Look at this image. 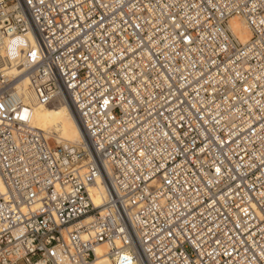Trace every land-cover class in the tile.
Here are the masks:
<instances>
[{
  "label": "built area",
  "instance_id": "obj_1",
  "mask_svg": "<svg viewBox=\"0 0 264 264\" xmlns=\"http://www.w3.org/2000/svg\"><path fill=\"white\" fill-rule=\"evenodd\" d=\"M10 36L0 264H264V0H0ZM22 78L79 144L33 127Z\"/></svg>",
  "mask_w": 264,
  "mask_h": 264
},
{
  "label": "bare ground",
  "instance_id": "obj_2",
  "mask_svg": "<svg viewBox=\"0 0 264 264\" xmlns=\"http://www.w3.org/2000/svg\"><path fill=\"white\" fill-rule=\"evenodd\" d=\"M230 29L237 36L241 44H246L252 36L251 30L246 21L240 16L235 15L230 20ZM31 41V39H30ZM29 46V40L23 37L10 36L3 40L0 39V56L8 58L14 64L15 58L20 50ZM15 65H13L14 67ZM15 74L16 70H11ZM19 88L23 90L27 104L31 106L33 116L32 125L34 128L46 132L50 137L58 140L61 144H79L82 140V132L72 109L67 103H62L53 107L37 104L34 93L28 88L27 78L17 81ZM93 199L97 206L102 205L103 191L98 188L93 191ZM89 222V221H88ZM106 254L105 247L99 249V256ZM95 264H112L107 257L102 258Z\"/></svg>",
  "mask_w": 264,
  "mask_h": 264
},
{
  "label": "rangeland",
  "instance_id": "obj_3",
  "mask_svg": "<svg viewBox=\"0 0 264 264\" xmlns=\"http://www.w3.org/2000/svg\"><path fill=\"white\" fill-rule=\"evenodd\" d=\"M53 143L61 145V143H59L58 140H56V139H53Z\"/></svg>",
  "mask_w": 264,
  "mask_h": 264
}]
</instances>
